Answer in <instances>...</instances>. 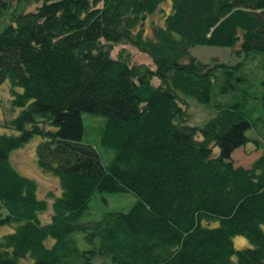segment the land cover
Masks as SVG:
<instances>
[{
    "label": "trees",
    "instance_id": "1",
    "mask_svg": "<svg viewBox=\"0 0 264 264\" xmlns=\"http://www.w3.org/2000/svg\"><path fill=\"white\" fill-rule=\"evenodd\" d=\"M162 1L21 0L15 8L18 0H0V11L11 6L0 27V80L20 107L5 123L17 133H0V225L10 227L0 234V264L23 256L30 264H264V153L246 166L230 156L247 139L246 111L239 101L214 102L201 123H188L184 107L188 98L209 104L215 80L213 66L189 54L192 44L227 45L264 74V0H168L144 34ZM119 43L146 52L150 64L123 47L112 54ZM215 64L227 74L221 91L249 81L250 72ZM83 111L103 117L104 164L81 140ZM33 135L37 167L59 187L46 220L35 180L9 157ZM114 191L135 200L81 218L94 192ZM233 234L249 245L233 247Z\"/></svg>",
    "mask_w": 264,
    "mask_h": 264
},
{
    "label": "rangeland",
    "instance_id": "2",
    "mask_svg": "<svg viewBox=\"0 0 264 264\" xmlns=\"http://www.w3.org/2000/svg\"><path fill=\"white\" fill-rule=\"evenodd\" d=\"M167 3L162 1L157 10L149 14L143 23L142 30L144 34L151 31L152 23H160L162 20V8L165 11L168 9ZM21 0H18L15 8H19ZM33 5L32 3L29 6ZM11 6H6L0 11V27L6 23L7 16L10 12ZM123 47L128 51L130 58L136 62H143L150 64V57L144 51L137 49L129 43L115 44L111 50L114 54L117 49ZM188 52L196 59L213 66L215 80L212 82L210 103L202 104L191 99H187L184 104L186 110L185 122L201 123L213 110L214 102L229 103L233 101L241 102V106L246 111L250 120V126L245 130L247 139L244 143L234 147L231 151L232 163L240 165H248L250 161L260 152L264 153V74L262 70L251 68L253 62L247 61L244 64L242 53L236 54L227 45L217 44H192L188 47ZM215 62H223L231 69L234 74L247 75V80H234V87L227 91L220 90V84L223 83L227 74L223 72L224 67ZM231 64H235L232 66ZM239 67V68H237ZM250 69V70H249ZM241 73V74H242ZM246 78V79H247ZM152 82H156L153 77ZM10 83L7 78L0 80V133H17V130L9 127L5 123L8 122L19 110V106L12 105ZM16 91H20L21 87L13 86ZM81 119L83 123L81 140L90 143L98 152L100 161L104 164L110 155L111 150L104 147L98 141L100 126L103 121L101 115L91 114L89 112H81ZM40 136L33 135L27 141L12 148L9 152L10 160L14 167L22 174L33 178L36 182V194L38 197H43L46 200V207L39 212L41 220H46L51 213L50 203L55 195L59 193L57 178L55 175L41 171L35 161V144ZM216 151V147L213 149ZM50 192V194H49ZM135 200V195L131 191H114V192H94L87 203V207L83 212L81 218L95 219L105 210H124ZM215 221L211 222L213 224ZM264 230V225H262ZM10 227L0 225V234L9 230ZM77 244L80 247H85L88 244L83 241L81 231L75 230L73 233ZM233 247H242L249 245L247 238L241 234H233L231 236ZM234 255H231L233 258ZM102 256H95L94 262H98ZM31 258L29 256L19 257L18 264H30Z\"/></svg>",
    "mask_w": 264,
    "mask_h": 264
}]
</instances>
